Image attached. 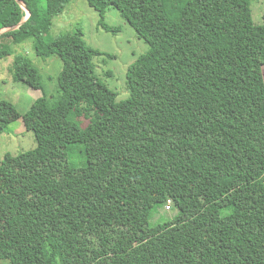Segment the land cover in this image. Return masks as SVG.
Segmentation results:
<instances>
[{
    "label": "trees",
    "instance_id": "16d2710c",
    "mask_svg": "<svg viewBox=\"0 0 264 264\" xmlns=\"http://www.w3.org/2000/svg\"><path fill=\"white\" fill-rule=\"evenodd\" d=\"M21 1L29 19L0 40L39 29L36 54L63 70L52 104L33 61H14L15 81L43 96L22 115L36 148L0 163V264H264V24L252 0H88L150 46L120 103L94 63L114 54L81 30L51 37L73 0ZM27 16L0 0V31ZM15 109L0 100V138ZM169 203L176 215L153 223Z\"/></svg>",
    "mask_w": 264,
    "mask_h": 264
},
{
    "label": "rangeland",
    "instance_id": "374dc122",
    "mask_svg": "<svg viewBox=\"0 0 264 264\" xmlns=\"http://www.w3.org/2000/svg\"><path fill=\"white\" fill-rule=\"evenodd\" d=\"M251 3L255 23L263 25L264 0H252ZM102 21L105 26L118 32H108L100 25ZM75 30L84 32V39L89 46L116 56L109 59L95 58L96 73L109 89L117 93L118 103L129 99L131 92L127 85L128 70L140 56L150 50V46L139 38L135 29L126 22L117 9L109 8L102 18L88 0H73L54 21L51 37L56 38ZM42 33L39 29H28L14 38L0 40L1 48L5 45L12 51L11 55L0 59V100L9 101L16 108L14 112L3 118L12 132L4 133L0 138V163L7 154L17 156L37 146L35 135L26 130L22 115L26 114L34 102L43 96V91L15 81L13 67L16 56L27 55L33 61L40 71L44 91L52 104L60 97L57 78L63 70V62L57 56L42 58L36 54L35 37ZM236 54V48L232 46L222 50V56L227 60H232ZM109 71L112 72L110 77L107 75ZM80 120L84 127L88 125V120L84 118ZM159 210V213L155 214L153 223L158 222L161 217L173 218L177 213L171 203Z\"/></svg>",
    "mask_w": 264,
    "mask_h": 264
},
{
    "label": "water",
    "instance_id": "95a60500",
    "mask_svg": "<svg viewBox=\"0 0 264 264\" xmlns=\"http://www.w3.org/2000/svg\"><path fill=\"white\" fill-rule=\"evenodd\" d=\"M17 2H18L20 5H22V7L27 11L28 16H27L26 19H25L21 24H19L17 27H13V28L6 29V30H5V29H4V30H1V31H0V36L3 35V34L6 33V32L16 30V29L19 28L24 22H26V21L29 19V17H30L31 14H30L28 8L25 6V4H24L21 0H17Z\"/></svg>",
    "mask_w": 264,
    "mask_h": 264
}]
</instances>
